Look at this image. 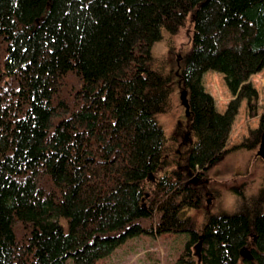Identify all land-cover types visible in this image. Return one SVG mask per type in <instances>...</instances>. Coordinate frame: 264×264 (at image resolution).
I'll return each instance as SVG.
<instances>
[{
  "label": "trees",
  "instance_id": "obj_1",
  "mask_svg": "<svg viewBox=\"0 0 264 264\" xmlns=\"http://www.w3.org/2000/svg\"><path fill=\"white\" fill-rule=\"evenodd\" d=\"M188 20L171 70L152 47ZM263 70L264 0H0V264H97L142 233L184 235L174 264H264V183L231 215L191 214L214 165L258 148ZM206 72L223 76L224 112ZM177 89L184 144L158 121ZM243 102L258 125L230 148Z\"/></svg>",
  "mask_w": 264,
  "mask_h": 264
},
{
  "label": "rangeland",
  "instance_id": "obj_2",
  "mask_svg": "<svg viewBox=\"0 0 264 264\" xmlns=\"http://www.w3.org/2000/svg\"><path fill=\"white\" fill-rule=\"evenodd\" d=\"M191 37L192 25L188 20L174 37L164 33L163 39L152 47L151 53L158 60H166L171 70H176L184 63L180 61V57L190 51ZM250 81L258 92L260 107L258 114H260L261 109L264 108V70L251 77ZM203 85L213 97L217 110L224 112L232 97L225 87L223 76L206 72L203 75ZM181 92L182 90L177 89L172 99V108L158 118L167 138H170L180 126L183 133L179 143L183 142V136L186 135L185 113L179 99ZM257 125L258 118L247 117L243 102L232 126L230 148L241 144L249 131L257 128ZM257 151L258 148L231 152L208 171L206 182L200 186L202 192L200 208L191 213L198 226L208 215L235 213L239 201L236 193L244 185L247 195H255L258 192L264 183V162L256 156ZM181 158H186L184 150ZM185 241L186 237L181 234L153 236L142 233L123 243L109 257L97 264H174L184 249ZM66 264H72V261L67 260Z\"/></svg>",
  "mask_w": 264,
  "mask_h": 264
},
{
  "label": "water",
  "instance_id": "obj_3",
  "mask_svg": "<svg viewBox=\"0 0 264 264\" xmlns=\"http://www.w3.org/2000/svg\"><path fill=\"white\" fill-rule=\"evenodd\" d=\"M180 104L181 106L183 107L184 109V113H185V117H188V112H189V107H188V101H187V94L185 91H182L180 93ZM256 156L258 158H260L263 162H264V132L261 136V139H260V144L258 146V151L256 153ZM210 202H208L209 204ZM200 245H201V241L196 245L195 247V250H196V253L199 254V248H200ZM241 256L242 257H246L247 259L251 260V255L249 254V252L247 250H242L241 251Z\"/></svg>",
  "mask_w": 264,
  "mask_h": 264
},
{
  "label": "flooded vegetation",
  "instance_id": "obj_4",
  "mask_svg": "<svg viewBox=\"0 0 264 264\" xmlns=\"http://www.w3.org/2000/svg\"><path fill=\"white\" fill-rule=\"evenodd\" d=\"M185 140H187V137H185ZM182 144H184V143L182 142ZM194 185H196V183Z\"/></svg>",
  "mask_w": 264,
  "mask_h": 264
}]
</instances>
